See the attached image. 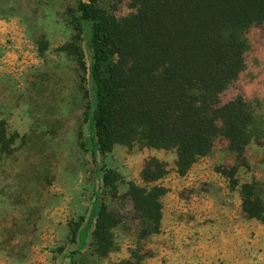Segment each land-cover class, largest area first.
Listing matches in <instances>:
<instances>
[{
  "label": "rangeland",
  "instance_id": "374dc122",
  "mask_svg": "<svg viewBox=\"0 0 264 264\" xmlns=\"http://www.w3.org/2000/svg\"><path fill=\"white\" fill-rule=\"evenodd\" d=\"M79 1L0 0V132L9 142H0V264H264V215L248 217L241 197L242 184L257 181L264 199V24L247 32L246 68L222 95L223 102L243 95L254 113L244 156L219 137L181 176L175 149L116 144L95 163ZM101 5L118 17L135 11L131 0ZM152 156L169 172L157 182L166 189L160 230L144 236L123 195L131 181L144 185ZM104 168L119 175L118 196L102 198L122 222L113 249L99 257L91 236L79 246L72 227L90 215Z\"/></svg>",
  "mask_w": 264,
  "mask_h": 264
},
{
  "label": "trees",
  "instance_id": "16d2710c",
  "mask_svg": "<svg viewBox=\"0 0 264 264\" xmlns=\"http://www.w3.org/2000/svg\"><path fill=\"white\" fill-rule=\"evenodd\" d=\"M102 1L78 2V30L86 34L89 59L79 51L81 81L90 86L84 120L95 163L116 144L175 149L177 173L184 176L219 137L243 157L253 138L254 113L243 95L227 102L222 95L246 68V34L264 24V0H131L135 11L124 17ZM5 137L0 132L3 148ZM101 172V192L93 197L90 215L74 223L72 238L81 246L91 236L94 252L106 257L122 220L102 198V191L118 196L119 175ZM168 172L167 163L149 157L141 172L144 185L131 181L123 195L132 201L144 236L160 230L166 189L157 182ZM261 187L257 181L241 186L250 218L264 215Z\"/></svg>",
  "mask_w": 264,
  "mask_h": 264
}]
</instances>
